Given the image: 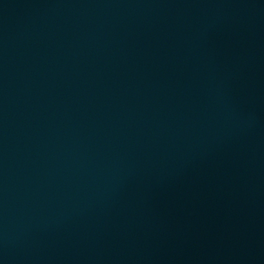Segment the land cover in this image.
<instances>
[{"label": "water", "instance_id": "95a60500", "mask_svg": "<svg viewBox=\"0 0 264 264\" xmlns=\"http://www.w3.org/2000/svg\"><path fill=\"white\" fill-rule=\"evenodd\" d=\"M0 264H264V0H0Z\"/></svg>", "mask_w": 264, "mask_h": 264}]
</instances>
